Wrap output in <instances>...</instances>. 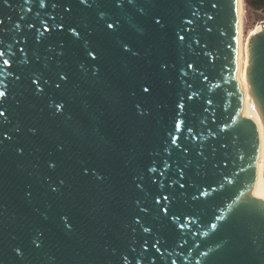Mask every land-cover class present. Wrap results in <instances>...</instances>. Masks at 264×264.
Here are the masks:
<instances>
[{
	"label": "water",
	"instance_id": "1",
	"mask_svg": "<svg viewBox=\"0 0 264 264\" xmlns=\"http://www.w3.org/2000/svg\"><path fill=\"white\" fill-rule=\"evenodd\" d=\"M0 21V264H264V28L242 76L239 0Z\"/></svg>",
	"mask_w": 264,
	"mask_h": 264
},
{
	"label": "rangeland",
	"instance_id": "2",
	"mask_svg": "<svg viewBox=\"0 0 264 264\" xmlns=\"http://www.w3.org/2000/svg\"><path fill=\"white\" fill-rule=\"evenodd\" d=\"M242 21H243V28H242L243 34L239 45V51H241L243 41L249 33H251L253 30L261 26H263L264 28V9L255 10L254 8L248 5L247 0H243ZM239 57H240L239 72L240 74H242L245 71V66L242 62L240 53H239Z\"/></svg>",
	"mask_w": 264,
	"mask_h": 264
},
{
	"label": "bare ground",
	"instance_id": "3",
	"mask_svg": "<svg viewBox=\"0 0 264 264\" xmlns=\"http://www.w3.org/2000/svg\"><path fill=\"white\" fill-rule=\"evenodd\" d=\"M242 9H243V0H239V31H238V38H239V45L241 42V37H242V28H243V21H242ZM242 48V47H241ZM239 53H241V51H239ZM241 56V54H240ZM239 54H238V70L240 68V59H239ZM244 71V70H243ZM246 71H244V73H242V76H245Z\"/></svg>",
	"mask_w": 264,
	"mask_h": 264
},
{
	"label": "trees",
	"instance_id": "4",
	"mask_svg": "<svg viewBox=\"0 0 264 264\" xmlns=\"http://www.w3.org/2000/svg\"><path fill=\"white\" fill-rule=\"evenodd\" d=\"M247 3L250 7L254 8L255 10L264 9V0H247Z\"/></svg>",
	"mask_w": 264,
	"mask_h": 264
},
{
	"label": "snow or ice",
	"instance_id": "5",
	"mask_svg": "<svg viewBox=\"0 0 264 264\" xmlns=\"http://www.w3.org/2000/svg\"><path fill=\"white\" fill-rule=\"evenodd\" d=\"M157 22H158V21H157ZM0 23H2V21H0ZM108 27L111 28V27H113V25L109 24ZM181 39H183V38L181 37ZM5 63H7V61H5ZM144 91L147 92L148 89L145 88ZM3 95H4V93H3V92H0V96H3ZM2 115H3V113L0 112V116H2ZM146 231H147V229H146Z\"/></svg>",
	"mask_w": 264,
	"mask_h": 264
}]
</instances>
